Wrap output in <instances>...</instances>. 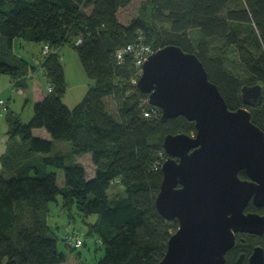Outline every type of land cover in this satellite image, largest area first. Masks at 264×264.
Here are the masks:
<instances>
[{
    "label": "trees",
    "instance_id": "obj_1",
    "mask_svg": "<svg viewBox=\"0 0 264 264\" xmlns=\"http://www.w3.org/2000/svg\"><path fill=\"white\" fill-rule=\"evenodd\" d=\"M133 1L0 0V76L14 79L16 89L25 87L36 69L14 53V41L44 43L50 51L42 49L41 68L52 87L35 103L30 122L7 110L9 142L0 159V264L67 261L48 224L50 205L59 195L67 209L77 204L86 219L97 216L86 236L96 233L104 243L98 264H158L164 257L179 223L156 207L167 159L163 144L168 134L195 135L196 129L183 116L162 118L161 109L149 104L133 82V56L121 61L119 49L142 42L155 51L174 44L195 53L233 110L245 106L244 86L260 84L262 104L247 108L264 130V0H143L139 15L124 24L119 12ZM66 44L76 48L94 81L72 109L63 102L67 82L60 49ZM108 97L118 101L115 114L107 107ZM55 141L72 146L57 151ZM84 154L96 168L90 179L76 159ZM51 168L63 170L64 186ZM246 211L264 214L253 203ZM258 245L264 248V235L237 234L225 264H237L241 254L248 264Z\"/></svg>",
    "mask_w": 264,
    "mask_h": 264
},
{
    "label": "water",
    "instance_id": "obj_2",
    "mask_svg": "<svg viewBox=\"0 0 264 264\" xmlns=\"http://www.w3.org/2000/svg\"><path fill=\"white\" fill-rule=\"evenodd\" d=\"M137 88L164 120L183 116L196 129L164 140L156 207L179 227L158 264H225L237 234L264 235V214L246 211L250 203L264 208V130L247 108L262 104L263 87L244 86L245 106L233 110L199 57L171 44L149 56ZM248 264H264L262 246Z\"/></svg>",
    "mask_w": 264,
    "mask_h": 264
},
{
    "label": "rangeland",
    "instance_id": "obj_3",
    "mask_svg": "<svg viewBox=\"0 0 264 264\" xmlns=\"http://www.w3.org/2000/svg\"><path fill=\"white\" fill-rule=\"evenodd\" d=\"M142 1L143 0H134L128 7L122 9L119 12V20L124 24H128L132 19L136 18L139 15ZM90 8L86 11L90 12ZM164 27L168 26L164 25ZM16 42L17 46L19 45L18 47L16 46L18 55L20 53L21 55L34 60L36 59L40 62L43 60L42 49L44 43L26 42L19 39ZM60 57L67 82V90L64 94L63 102L72 109L83 100L90 87L94 85V81L87 76L74 46L64 45L60 49ZM14 81L15 80L9 75L0 76V98L7 103L0 108V118H2V123L4 122L7 124L6 114L9 109V111L20 114L21 122L26 124L31 121L34 115L35 103L42 97L43 93H48V81L44 72L39 68L35 71L31 70L30 77L26 81L28 88H26V92H23L24 94L19 93L21 89H16ZM25 93L28 94L27 97ZM106 102L108 109L115 114L118 110V101L114 99V97H108ZM40 134L48 136L50 139L47 133H43L42 131ZM55 145L57 151L69 150L72 146L70 142L66 141H55ZM56 150L54 152H56ZM76 159L85 167L87 177L89 179L93 178L96 173V168L91 162L90 154H84ZM51 171L57 172L58 185L64 186L65 177L63 170L51 168ZM119 189L121 192L124 191L123 187H119ZM112 194L114 193L111 190L110 196H113ZM96 220L97 216H90L86 219L79 211L77 204L67 209L64 204H62V195H59L58 201L51 203L48 224L50 229L59 238V249L63 251L67 257V261L64 264H98V261L103 258L105 246L102 240H100L96 233L86 236L87 227L89 228L92 226ZM68 233H74L75 235L80 233L81 238L83 240L86 239V244H83L84 246L82 245L83 247L81 248H67L62 238Z\"/></svg>",
    "mask_w": 264,
    "mask_h": 264
},
{
    "label": "built area",
    "instance_id": "obj_4",
    "mask_svg": "<svg viewBox=\"0 0 264 264\" xmlns=\"http://www.w3.org/2000/svg\"><path fill=\"white\" fill-rule=\"evenodd\" d=\"M81 40L77 41V44H80ZM50 51V46L45 45L43 48V53L47 54ZM154 52L153 48L145 43H136V44H129L125 46L124 48H121L117 51V58L119 60H123L124 56L126 54H130L134 58V64L136 68V76L133 79L134 83H137L140 76L143 72V65L146 62V60L149 58V56ZM48 89L51 91L52 87H48ZM6 102L2 99H0V108L2 106H5ZM144 115L146 117L150 116V112H144ZM65 245L69 248H81L84 244V240L81 238L80 233L78 234H67L64 237Z\"/></svg>",
    "mask_w": 264,
    "mask_h": 264
},
{
    "label": "crops",
    "instance_id": "obj_5",
    "mask_svg": "<svg viewBox=\"0 0 264 264\" xmlns=\"http://www.w3.org/2000/svg\"><path fill=\"white\" fill-rule=\"evenodd\" d=\"M16 41L17 40L14 41V53L16 55H18L17 52H16V46H17V44H16L17 42ZM17 50H18V48H17ZM18 52H19V50H18ZM18 56L21 57V58H23L24 60H26L36 70L38 68L42 70V68H41V62L40 61H37L36 59L34 60L32 58H28L27 56L21 55L20 53H19ZM26 88H28V84L27 83H26L25 87L21 88V92H19V93L20 94H24L23 92H26ZM25 94H26V97H27L28 94L27 93H25ZM45 95L46 94L43 93L42 94V97H40V99H38V101L42 100L45 97ZM16 114H18V113H16ZM6 116H7V114H6ZM6 122H7V120H6ZM7 126H8V124H6L4 122L2 123V118H0V159H1V156L7 151V147H8L9 135H8ZM42 131H43V133H47V132H44V130H37V131H35V134L36 135H39V136H42L43 138L49 139L48 136H45L43 134H40V132H42ZM1 170H2V165H1V160H0V172H1Z\"/></svg>",
    "mask_w": 264,
    "mask_h": 264
},
{
    "label": "flooded vegetation",
    "instance_id": "obj_6",
    "mask_svg": "<svg viewBox=\"0 0 264 264\" xmlns=\"http://www.w3.org/2000/svg\"><path fill=\"white\" fill-rule=\"evenodd\" d=\"M249 258V257H248ZM247 261H248V259H247Z\"/></svg>",
    "mask_w": 264,
    "mask_h": 264
}]
</instances>
